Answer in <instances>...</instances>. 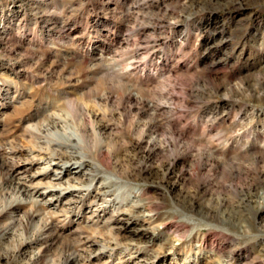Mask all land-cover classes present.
<instances>
[{
	"label": "rangeland",
	"instance_id": "1",
	"mask_svg": "<svg viewBox=\"0 0 264 264\" xmlns=\"http://www.w3.org/2000/svg\"><path fill=\"white\" fill-rule=\"evenodd\" d=\"M0 264H264V0H0Z\"/></svg>",
	"mask_w": 264,
	"mask_h": 264
},
{
	"label": "bare ground",
	"instance_id": "2",
	"mask_svg": "<svg viewBox=\"0 0 264 264\" xmlns=\"http://www.w3.org/2000/svg\"><path fill=\"white\" fill-rule=\"evenodd\" d=\"M57 133L61 135L62 139L64 138L66 140L65 142L71 143V140L68 137L65 138V132L64 131L58 130ZM59 147H61V146H59ZM67 148L69 149L70 147L68 146ZM47 151H49V149ZM49 152H50L49 154L47 152H46L47 154H44V153H42L40 151H37L36 153L35 152L31 153L33 155V160L39 158V160H46V162L48 161L46 163V167L47 168L51 167V165L55 166V168H54L55 172L54 173L50 174L49 176L44 175L42 177V178L45 177V178H47L49 180L47 183H43L41 181L42 178H40V179H38L37 183H34V186L32 185L34 189L31 187V185L28 187L29 191L31 189V191H30L31 197H33L35 199V201L38 202L40 200H46V197L49 196L47 198V201H46L47 203L50 202V204H53V202H57V204H59V203H63L62 199L67 196V197H70V199H68V201H67V205L68 204L73 205V203H75L76 201H77V203H78V201L79 202L83 201L85 195L86 196L91 195L93 190H91V186L90 185L89 186L88 185H85V186L81 185L80 186L79 185L80 183L79 184L70 185L71 177L67 178L66 183H64L62 181L63 179H65V176L70 175V173L71 174H74V173L76 174L77 173L78 175L79 174L85 175V172H84L83 169H84V166L86 165L85 158L87 156L84 155V154H79L80 158H76L73 155L70 156L71 159H73L72 161H74V162H72L73 163L72 165L74 166L73 167L74 170L72 172L70 170V168L68 167V162L70 163V158L66 159L64 155L58 154L55 150H50ZM27 170H28V168L19 167L17 171L19 172V174H26ZM98 174H94L93 176H91V180L93 182H95L99 178ZM78 175H76V177ZM22 177H23V175H22ZM35 180H37V176L33 175V176L30 177V181L29 182L33 183ZM38 186H42L43 190L39 191L38 190ZM113 186H115V184L112 181H109L107 186H105V187L102 186L100 189H98V191L104 189L103 193H106V192H109L108 190L112 189ZM57 187H59L60 191L62 190L64 192L62 195H60L61 192L60 193H58V191L56 192ZM81 187H86V189L84 190L85 192H83L81 190ZM106 189H107V191H106ZM73 199H75V200H73ZM96 200H97V197L95 198V201ZM73 201H75V202H73ZM18 206H19V203H13L10 208L12 210H17Z\"/></svg>",
	"mask_w": 264,
	"mask_h": 264
}]
</instances>
